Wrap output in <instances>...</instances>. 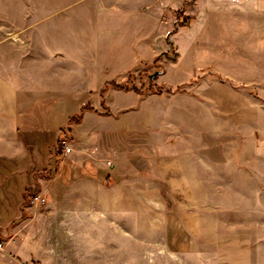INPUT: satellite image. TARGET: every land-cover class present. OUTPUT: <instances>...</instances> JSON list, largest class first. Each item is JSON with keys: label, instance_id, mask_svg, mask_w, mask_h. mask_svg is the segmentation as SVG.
I'll return each mask as SVG.
<instances>
[{"label": "rangeland", "instance_id": "obj_1", "mask_svg": "<svg viewBox=\"0 0 264 264\" xmlns=\"http://www.w3.org/2000/svg\"><path fill=\"white\" fill-rule=\"evenodd\" d=\"M164 2L134 17V0H0V80L20 91L69 92L56 114H81L77 123L67 119L49 145L51 159L67 154L62 145L72 148L73 136L85 142L90 128L93 143L123 153L132 141L157 144L165 137L180 150L191 149L203 185L197 200L127 197L121 212L91 214L74 224L65 216L28 223L32 207L42 214L48 207L31 202L37 185L16 192L23 181L18 167L0 161V264H264V22L258 0ZM244 2L251 4L250 22ZM104 5H112L113 18L106 19ZM129 74L141 94L108 86L100 95L107 83H123ZM172 110L182 114H168ZM21 137V145L44 139ZM8 177L13 189L6 192ZM115 199L108 192L106 206L115 209Z\"/></svg>", "mask_w": 264, "mask_h": 264}, {"label": "crops", "instance_id": "obj_2", "mask_svg": "<svg viewBox=\"0 0 264 264\" xmlns=\"http://www.w3.org/2000/svg\"><path fill=\"white\" fill-rule=\"evenodd\" d=\"M164 1L134 0V17L143 10L157 6L163 8ZM182 1L180 0L178 4L180 5ZM213 3L215 0H212V5L215 6ZM110 6L112 5H104L108 8L107 15H110L106 19L114 17L109 12L114 10L110 9ZM242 6L247 7L244 14L250 22L248 13L251 4L244 2ZM166 7L167 11H170L169 4ZM258 11L261 21L264 22V0H258ZM237 19L240 22L239 17ZM232 37L234 39L235 35ZM230 46L232 47L233 43ZM69 95V92H60L53 88L20 91L14 85L0 80V124L3 125V129L0 127V137L4 141L3 148L0 147V153L1 151L4 153L0 156V161L8 164L7 166L18 167L16 172L23 181L16 192L20 194L27 186L34 184L37 185L38 194L47 199L45 204L48 208L44 215L32 207L30 213L33 217L28 223L42 222L45 218L52 222V219L58 216H65L67 221L73 223L76 219L81 220L82 217L91 214H106L107 211L117 213L118 210L121 212L123 207L120 200L127 197L158 200L170 198L197 200L203 197L202 179L196 161L187 152L191 149L180 150L178 145L165 140V137L157 144L146 140L132 141L123 153L119 147L93 143L90 128L85 136V142L73 136L71 151L64 155L57 153L55 159H51L48 147L57 139L70 117V114H56V104L67 99ZM228 95L230 102L236 103L234 94ZM241 113L254 117V114ZM168 114L182 112L172 110ZM70 131L74 134V127ZM22 134L36 138L42 136L44 139L39 144L36 140L31 142L27 140L30 145H21ZM8 140L20 144L18 147L11 144L9 148L5 144ZM106 160L111 164L107 165ZM50 168L52 169L50 177L36 175L43 169ZM4 180L7 186L3 190L11 191L13 188L10 186L9 177ZM108 192L113 193L115 200L120 202L114 201L115 209L106 206ZM62 200L66 202L64 205H61ZM92 200L99 205L92 207ZM149 213L147 210V214ZM190 214L193 213L189 212L188 215Z\"/></svg>", "mask_w": 264, "mask_h": 264}, {"label": "trees", "instance_id": "obj_3", "mask_svg": "<svg viewBox=\"0 0 264 264\" xmlns=\"http://www.w3.org/2000/svg\"><path fill=\"white\" fill-rule=\"evenodd\" d=\"M158 73H160V72L157 71V72L154 73L155 75H149V79L152 80V79H153ZM131 75H132V74H129L127 80H126L125 82H123V83H121V82H117V81H113V80L110 81V82L107 83L105 86H103V88H101V90H100V95H102V92H103V91L105 90V88H107L108 86H109V87H112V88H115V89L123 90V91L132 90V91L136 92L137 94H141V93H142L141 88H140V87H137V86L132 82V80H131V77H132V76H131ZM147 92H152V90H150V88H148V91H147ZM82 109H86V110H89V111H92V112L97 113V111H96L94 108H92V107H90V106H88V105H84V106L82 107ZM109 113H110V112L108 111V109L105 108L104 115H108ZM102 115H103V114H102ZM80 118H81V114L79 113V114H76V115H74V116H70V117L68 118V122H69V123H77V122H79ZM36 174L48 178V177H50V175H51V169H43L42 171H40V172H38V173H36Z\"/></svg>", "mask_w": 264, "mask_h": 264}, {"label": "built area", "instance_id": "obj_4", "mask_svg": "<svg viewBox=\"0 0 264 264\" xmlns=\"http://www.w3.org/2000/svg\"><path fill=\"white\" fill-rule=\"evenodd\" d=\"M71 149H72L71 146L69 144H67V143H64L62 145V151L64 153H69L71 151ZM106 163H107V165H110L111 164L110 161H107ZM31 202L34 203V204H39V203L40 204H43L45 201H44V197H42V196H40L38 194V195H35V196H33L31 198ZM0 246H1V244H0Z\"/></svg>", "mask_w": 264, "mask_h": 264}]
</instances>
